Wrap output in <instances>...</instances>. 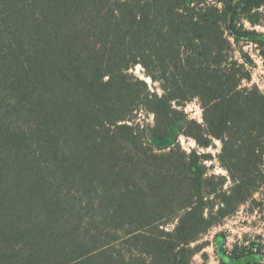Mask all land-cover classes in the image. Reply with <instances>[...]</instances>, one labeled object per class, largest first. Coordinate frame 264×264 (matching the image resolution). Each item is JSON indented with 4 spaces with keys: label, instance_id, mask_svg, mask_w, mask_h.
Segmentation results:
<instances>
[{
    "label": "trees",
    "instance_id": "trees-1",
    "mask_svg": "<svg viewBox=\"0 0 264 264\" xmlns=\"http://www.w3.org/2000/svg\"><path fill=\"white\" fill-rule=\"evenodd\" d=\"M233 1L0 0V264H208L205 234L264 215V89L243 49L264 60L245 26L264 0ZM215 141L226 175L200 150ZM218 235L222 264H264L262 234Z\"/></svg>",
    "mask_w": 264,
    "mask_h": 264
},
{
    "label": "rangeland",
    "instance_id": "rangeland-1",
    "mask_svg": "<svg viewBox=\"0 0 264 264\" xmlns=\"http://www.w3.org/2000/svg\"><path fill=\"white\" fill-rule=\"evenodd\" d=\"M259 10L261 12V23L252 26L248 20H245V26L249 29H256L260 32H264V6L259 8ZM243 49L252 53L255 58L256 65L253 67L252 83H257L261 89H264V60L260 56L256 55L257 51L255 50L254 45H244ZM141 70V66H138L135 69V72L144 77ZM147 80L149 82L151 81L148 78ZM185 111L189 114L190 118L199 122L203 121L202 109L197 99L187 103ZM142 118H144L147 122L151 121L150 118L148 119L146 116H142ZM173 133H176V129L173 130ZM179 141L182 147L187 151L198 148L196 141L185 135H181ZM220 147L221 143L219 141H215L214 146H211L208 149L200 150L202 152L210 153L213 157L212 160L207 162V165L211 167V173L226 175L227 172L219 166V162L217 160V154L220 151ZM168 227L171 229L173 228V225H169ZM220 232H224L227 235L226 242L228 247H232L236 239L242 238L244 233H249L250 235L262 234L264 236V215L258 214L257 212L252 213L249 210V205H244L235 215L228 217L221 225L214 227L211 231L205 234L197 243H208L203 251L207 253L206 258L208 260V264H222L220 259L221 251H218V248H220L225 241L222 237H220V235H218ZM219 240H221V242H219ZM202 262L203 258L201 257V253L196 254L194 257V263Z\"/></svg>",
    "mask_w": 264,
    "mask_h": 264
},
{
    "label": "water",
    "instance_id": "water-1",
    "mask_svg": "<svg viewBox=\"0 0 264 264\" xmlns=\"http://www.w3.org/2000/svg\"><path fill=\"white\" fill-rule=\"evenodd\" d=\"M241 0H234L233 3L236 5L240 2Z\"/></svg>",
    "mask_w": 264,
    "mask_h": 264
}]
</instances>
